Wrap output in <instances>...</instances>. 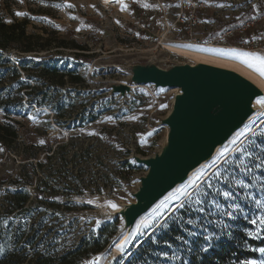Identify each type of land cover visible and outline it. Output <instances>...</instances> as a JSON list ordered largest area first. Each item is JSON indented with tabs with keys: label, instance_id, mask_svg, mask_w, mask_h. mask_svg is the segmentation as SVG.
Instances as JSON below:
<instances>
[{
	"label": "rangeland",
	"instance_id": "rangeland-1",
	"mask_svg": "<svg viewBox=\"0 0 264 264\" xmlns=\"http://www.w3.org/2000/svg\"><path fill=\"white\" fill-rule=\"evenodd\" d=\"M225 1L189 0V6L193 2L203 5L201 10L205 19L200 28L188 29L176 23V12L182 6V0H122L126 5L123 9L118 0L113 3L107 0H0V18L6 23L24 20L27 22V33H39L52 43L48 51L28 53L9 47L3 54L8 66H18L20 61L33 62L34 65L26 64L27 72L33 79L26 78L24 71H21V78L29 81L31 87L50 88L51 81L43 72L51 63L62 69L69 67L76 70L85 80L80 85L67 83L59 88L66 111V115L59 120L66 128L56 123L57 113L52 107L28 104L24 96L21 105L16 102L12 107L10 118L2 120L12 122L19 135L10 145L0 142V177L6 174L12 180H20L24 172L21 171L20 175L19 171L25 166V173L33 184L27 185L31 193H34V185L40 179L48 176L55 179L53 187L56 195H62L65 200L70 195L69 200L74 204L73 209L66 213V222L76 219L70 232L64 234L69 245L90 230L97 231L102 223L115 224L117 229L119 217L97 223V219L90 214L110 207L108 201L118 205L133 200L129 194L135 185V178L146 172V168L134 162L132 155L149 156L159 150L163 143L166 130L163 122L169 117L175 91L168 88L156 90L149 82H138L129 91H124L121 86L123 82L131 84L144 80L141 73L147 69L169 72L175 66H189L194 62L162 48L163 32L165 39L170 41H186L192 45L210 42L227 45L226 38L232 34L210 41L205 36L193 42L189 32L197 30L207 35L218 29L221 22L235 20L244 14L249 15L248 21L253 20L245 27L255 32L263 28L264 0ZM159 3L167 12L168 30L163 27L165 16ZM69 4L72 7L69 8ZM144 4L149 7H144ZM244 32L242 30L240 35L244 40L242 48L255 50L264 57V30L251 35ZM56 39H64L68 45L57 48L54 46ZM73 41L84 49L72 48ZM33 42L36 44L38 41L33 39ZM78 53L84 54L78 56ZM132 72L136 75L132 76ZM1 82L4 87H9L4 94L14 95L19 87L7 67ZM260 113H264V109ZM2 115L0 113V119ZM91 115L95 120H88ZM133 116L136 118H128ZM261 122H264V115H261ZM23 128L29 131L25 136ZM56 147L64 148L55 151L51 160H46L45 156L51 155L50 151ZM85 149L89 153L84 157ZM125 161L129 163L128 166L123 165ZM38 162H42V166H38ZM261 172L264 169H257V180L250 183L251 177L245 179L250 186L238 190L236 202L244 211L234 217H223V224L229 225L227 229L209 224L203 218L198 221L204 225L201 229L168 220L167 228L150 227L142 240L129 250L127 257L122 253L119 256L111 255V251L104 252V248L83 259L80 264H91L97 258V264L134 261L135 250L146 239L153 242L147 254L148 260L133 264H203L202 254L209 253L211 248L218 246L219 241L231 240L235 232H242L245 236L238 246L250 254L247 257L238 255L236 259L223 264H264V252L260 251L264 249V226L259 224L264 217V207L256 204V201H260L264 205V177L260 176ZM5 186L14 188L5 182L0 185V194ZM53 196L45 193V199H52ZM177 214L185 218L196 215L186 209H181ZM168 215L169 212L165 217ZM213 218L218 219L215 214ZM152 222L155 223L156 219ZM189 232L197 234L190 235ZM209 234L211 239H207Z\"/></svg>",
	"mask_w": 264,
	"mask_h": 264
},
{
	"label": "trees",
	"instance_id": "trees-1",
	"mask_svg": "<svg viewBox=\"0 0 264 264\" xmlns=\"http://www.w3.org/2000/svg\"><path fill=\"white\" fill-rule=\"evenodd\" d=\"M248 18L249 15L244 14L240 18H236L235 21L242 24L248 21ZM26 25L27 22L24 20H17L8 24L0 18V113L3 114L0 119V142L5 145H10L18 138L19 130L12 122L2 120L10 118L12 107L16 102L17 105H21L23 96L26 97L25 102L28 104L39 107H52L57 113L56 123L66 128V125H63L59 120V118L66 115L65 104L60 96L59 88L67 83L80 85L85 81L76 70H71L69 67L62 69L59 65L51 63L49 68L43 72L51 81L50 88L43 89L42 86L35 85L31 87L29 81L21 78V71H24L26 78L33 79V76L27 72L26 67V64L31 65L33 62L20 61L18 66H8L3 54L11 46L24 53L39 50L48 51L51 48L52 43L49 42L48 38L39 33H27ZM227 27L226 24L225 26L220 24L218 29L206 35L207 39L210 41L220 38L229 29L232 30V36H228L226 42L232 46L242 48L244 40L240 38L241 32L239 29ZM244 30V33L249 35L255 32L247 27H244ZM263 30L264 26L255 33L259 34ZM33 39L38 42L34 44ZM56 40L54 46L57 48H65L68 45L64 39ZM71 45L72 48L78 50L84 49L83 46L74 41ZM83 54L78 53L77 55L82 56ZM6 67L16 85L19 86L14 95L4 94V90L9 87H4L1 84ZM39 94L40 97H38ZM88 120L93 121L95 117L91 115ZM23 130L24 136L29 133L28 129L23 128ZM63 148L56 147L52 149L50 151L51 155L45 156V159L51 160L55 151ZM88 153L89 150L85 149L84 157ZM60 161L63 163L61 156ZM62 163L61 166H64ZM37 164L42 166V162ZM123 165L128 166L129 163L125 161ZM24 167L19 171L20 175L21 171L24 172L20 180H12L10 175L6 174L0 177V185L7 182L14 186V188L5 187L0 194V249H3V253L0 254V264H80L83 259L91 254L103 251L110 243V238L117 231L115 224L102 223L97 231L90 230L88 234L70 242L69 245L68 238L64 234L70 232L72 222L76 220L73 218L66 222V213L74 207L73 202L69 200L70 195L66 197V200L62 195L58 197L55 193L56 189L53 187L55 179L52 180L49 176L44 180L40 179L34 185V193H31L27 185L33 184L30 177H28L29 175L25 173ZM45 193L54 194L55 196L52 199H45ZM244 237L242 232H235V237L231 240L219 241L218 246L211 248L209 253L202 254V263L223 264L230 262L233 258L236 259L238 255L242 257L249 256L248 251L246 252L238 246L240 245V239L243 240ZM146 244L148 245L145 246ZM152 245V240H144L135 250L137 253H133L135 256L138 255L133 257L135 260L131 261L130 259L125 264L147 261V254L151 251Z\"/></svg>",
	"mask_w": 264,
	"mask_h": 264
},
{
	"label": "bare ground",
	"instance_id": "bare-ground-1",
	"mask_svg": "<svg viewBox=\"0 0 264 264\" xmlns=\"http://www.w3.org/2000/svg\"><path fill=\"white\" fill-rule=\"evenodd\" d=\"M112 2L115 0H107ZM165 36V32H163ZM164 39V40H163ZM161 41V46L166 51L171 54L179 55L187 59L194 61L190 63L189 66L178 65L175 66L173 70L168 73H160L159 70L149 69L144 73L148 76L147 81L151 86L155 87L156 90H161L163 88H168L175 94V97L171 101L169 108V117L164 120V126L166 127L163 143L159 150H156L149 156H141L136 153L132 155V159L137 164L142 165L146 168V172L141 173L135 179V185L132 192L129 194L133 200L128 203L119 204L116 210L111 211V207H106L100 211L90 214L97 221H105L104 219L110 216L119 217L118 220V230L112 237L111 243V255L119 256L121 252L115 247V244L124 241L128 233L132 232L138 222L141 220H153L152 211L156 205L168 195L169 192L173 191L176 186L184 183L189 176L192 175L196 167L211 160L212 156L216 154L217 150L221 146L227 143L228 139L231 138L232 134L242 128L249 122L251 117H257V122L261 120L260 111L264 109V106L257 104V99L264 97V76L253 68H250L247 64L243 63L244 58H237V53H253L256 56L262 57V55L255 50H246L244 48H239L230 45L214 44L212 42L206 44H197L186 42V41H170L169 39L163 38ZM252 59V58H249ZM254 63H259V61L253 60ZM183 69V70H182ZM196 71L203 77L206 83H213L221 86L223 83L219 76L227 77L231 76L244 83L247 87L256 89V94L246 103L245 110L242 117L232 121L223 130L215 133L212 138L208 140L207 143L200 145L196 148L191 158L182 164L179 168L174 171V175H170L169 179L172 177V182L170 186L166 187L161 193L157 194L155 197H150L151 191L147 194L145 191V186L149 183V179L153 178L158 170V173L163 170L165 164H168L170 156H172L175 151L184 143L185 137H187L193 130L194 121L196 120L195 115L192 114V120L177 122L176 125H171V121L179 116L180 107L183 105H189L190 108L199 105L203 98L201 95L193 96L192 98H184L185 95H190L188 88H183L182 83L179 85H172L169 83V78L176 76L180 71ZM135 76V73H130ZM169 77V78H168ZM219 80L221 84L219 85ZM146 81V82H147ZM139 81H134L131 84L123 82L121 84L124 91L131 90V87H136V83ZM179 82H183L179 80ZM188 123V124H187ZM151 159L152 164H145L146 161ZM164 172V170H163ZM161 176V174H160ZM170 207H175V202H168ZM164 214L168 212V209L162 210ZM150 227L147 229H142L140 234H134L129 242L125 244V251L123 255L127 257L129 250L142 240V237L149 232ZM112 257V256H111ZM114 257V256H113Z\"/></svg>",
	"mask_w": 264,
	"mask_h": 264
},
{
	"label": "snow or ice",
	"instance_id": "snow-or-ice-1",
	"mask_svg": "<svg viewBox=\"0 0 264 264\" xmlns=\"http://www.w3.org/2000/svg\"><path fill=\"white\" fill-rule=\"evenodd\" d=\"M118 2L122 4V9L126 8L122 0H118ZM67 6L72 7L70 4ZM143 6L149 7L147 4ZM17 15L26 14L17 13ZM237 58H244L243 63L264 76V57L256 56L253 53H237ZM253 60L259 61V63H254ZM257 104L264 106V97L258 98ZM161 107H166V105H161ZM258 115H264V113ZM128 118L135 119L136 117ZM41 143L44 142L41 141ZM257 169H264V122L258 123L257 117H251L244 128L234 132L227 143L217 150L211 160L196 167L184 183L176 186L156 205L152 211V216L156 219L155 223L151 220H141L136 228L128 233L124 241L115 244V247L123 254L125 244L134 234H140L142 229L149 227L167 228L168 220H175L177 223L183 222L201 229L204 228V225L198 221L203 218L209 224L227 229L229 225L223 224V217H234L237 213H243L244 209L236 202L238 190L247 189L250 186L249 183H245V179L251 177L250 183L257 180ZM260 176L264 177V172H261ZM169 201L175 202V207H170ZM107 204L114 210L118 207L112 201H108ZM256 204L264 207L260 201H256ZM166 208L169 212L167 217L162 211ZM181 209H186L189 213L196 215L185 218L183 215L177 214ZM213 214L218 219L213 218ZM252 222L257 223L256 221ZM259 224L264 226V217L260 219ZM204 230L207 232V229ZM189 234L196 235L197 233L189 232ZM211 238L212 236L209 234L207 239ZM260 251L264 252V249ZM2 253L3 249H0V254ZM98 260L99 258L91 264H97Z\"/></svg>",
	"mask_w": 264,
	"mask_h": 264
},
{
	"label": "water",
	"instance_id": "water-1",
	"mask_svg": "<svg viewBox=\"0 0 264 264\" xmlns=\"http://www.w3.org/2000/svg\"><path fill=\"white\" fill-rule=\"evenodd\" d=\"M154 70L159 69L154 68ZM145 72H140L145 79L139 80V82H148V76H145ZM159 72L168 73L164 70H159ZM219 79L223 81L221 84L219 80V85L221 84V86L213 83H206L204 78L200 77V74L195 70L180 71L176 76L169 78V83L172 85H179L182 83L181 85L183 88L189 89L188 93L190 95L184 94V98H192L195 95H201L203 100L199 105L192 108H190L189 105H182L180 107V113L178 114L179 116H177L174 121H171V125H176L180 120H192V114L197 116L193 124L195 126L192 132L185 137L184 143L172 156H170L168 164H165L164 168L162 167L164 172L161 170L158 173L157 170L153 178L149 179V183L145 186V191H147V194L151 191L152 195L150 197H155L166 187L170 186L172 177L169 179V176L174 175V171L191 158L197 147L207 143L215 133L223 130L232 121L242 117L246 103L257 92L256 89H250L244 83L242 84L231 76L224 78L223 76H219ZM179 80L183 82H179ZM145 164L146 166L152 164L151 159L146 161ZM5 187L3 189H5ZM116 217L117 216L112 215L104 220L111 221ZM111 249V243H109L105 247L104 252L111 251Z\"/></svg>",
	"mask_w": 264,
	"mask_h": 264
},
{
	"label": "built area",
	"instance_id": "built-area-1",
	"mask_svg": "<svg viewBox=\"0 0 264 264\" xmlns=\"http://www.w3.org/2000/svg\"><path fill=\"white\" fill-rule=\"evenodd\" d=\"M182 6L179 7V9L177 10V14H176V23H178V25L180 27H186L188 29H196V28H200V25L202 24L203 20L205 19V15L201 10V7L203 6L201 3H196L193 2L192 4L190 3V6L187 5V3L189 2V0H182ZM226 3L229 2V0L225 1ZM162 14H164L165 16V21L163 23V27L165 29L168 30L169 28V24L166 20L167 18V12L163 6L162 3H159ZM249 24L253 23V20L248 22ZM190 31V30H189ZM191 39L194 41H200L202 40L206 35L203 33V31H197L195 30L194 32H189ZM232 34V30H227L226 33L224 35H222V37ZM165 36L162 35L161 40L164 38ZM16 64V63H15Z\"/></svg>",
	"mask_w": 264,
	"mask_h": 264
},
{
	"label": "crops",
	"instance_id": "crops-1",
	"mask_svg": "<svg viewBox=\"0 0 264 264\" xmlns=\"http://www.w3.org/2000/svg\"><path fill=\"white\" fill-rule=\"evenodd\" d=\"M249 21H246L245 23H239L238 21H227V22H221V24H223L225 26V24L228 26L227 28H236V29H239L240 32H242V30H244V27L245 26H248ZM228 45V44H227ZM231 46V45H230ZM237 47V46H235Z\"/></svg>",
	"mask_w": 264,
	"mask_h": 264
}]
</instances>
